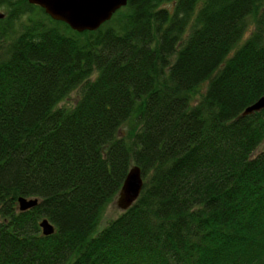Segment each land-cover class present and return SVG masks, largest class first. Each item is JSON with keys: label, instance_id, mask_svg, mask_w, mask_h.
<instances>
[{"label": "trees", "instance_id": "obj_1", "mask_svg": "<svg viewBox=\"0 0 264 264\" xmlns=\"http://www.w3.org/2000/svg\"><path fill=\"white\" fill-rule=\"evenodd\" d=\"M0 10V264H264V108L241 116L264 0H128L82 33ZM132 166L138 199L96 232Z\"/></svg>", "mask_w": 264, "mask_h": 264}, {"label": "water", "instance_id": "obj_2", "mask_svg": "<svg viewBox=\"0 0 264 264\" xmlns=\"http://www.w3.org/2000/svg\"><path fill=\"white\" fill-rule=\"evenodd\" d=\"M128 0H26L30 5L39 7L53 21L67 25L72 31L82 33L92 32L108 22L119 9L127 5ZM4 14L0 12V19ZM264 108V97L246 107L241 116L251 115ZM143 188L141 170L132 166L115 199L116 206L123 212L138 199ZM38 203L37 199L20 197L17 200L18 210H30ZM42 234L49 236L54 233V227L47 220L39 223Z\"/></svg>", "mask_w": 264, "mask_h": 264}, {"label": "rangeland", "instance_id": "obj_3", "mask_svg": "<svg viewBox=\"0 0 264 264\" xmlns=\"http://www.w3.org/2000/svg\"><path fill=\"white\" fill-rule=\"evenodd\" d=\"M0 12H4V11L0 10ZM19 30H20L19 24H15V31L18 32ZM251 30H252V25L249 26L246 35L249 34ZM77 99H78V92L73 91L65 100H63L58 104V107L72 108L75 102L77 101ZM122 135L124 136V133ZM262 148L263 146L260 147V150ZM121 212L122 211L116 206V201L114 200L111 204L107 206L106 210L104 211L101 221L96 228V232L104 228L110 220L115 219Z\"/></svg>", "mask_w": 264, "mask_h": 264}, {"label": "bare ground", "instance_id": "obj_4", "mask_svg": "<svg viewBox=\"0 0 264 264\" xmlns=\"http://www.w3.org/2000/svg\"><path fill=\"white\" fill-rule=\"evenodd\" d=\"M117 12V11H116ZM143 180V179H142Z\"/></svg>", "mask_w": 264, "mask_h": 264}]
</instances>
